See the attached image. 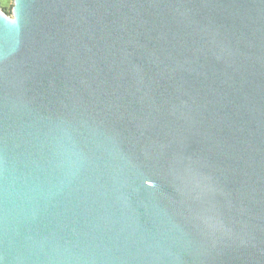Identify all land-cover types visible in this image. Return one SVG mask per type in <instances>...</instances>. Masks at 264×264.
I'll return each instance as SVG.
<instances>
[{"label": "water", "instance_id": "water-1", "mask_svg": "<svg viewBox=\"0 0 264 264\" xmlns=\"http://www.w3.org/2000/svg\"><path fill=\"white\" fill-rule=\"evenodd\" d=\"M0 264H264V0L0 5Z\"/></svg>", "mask_w": 264, "mask_h": 264}, {"label": "rangeland", "instance_id": "rangeland-1", "mask_svg": "<svg viewBox=\"0 0 264 264\" xmlns=\"http://www.w3.org/2000/svg\"><path fill=\"white\" fill-rule=\"evenodd\" d=\"M13 0H0V5L1 6H6L8 9L12 7Z\"/></svg>", "mask_w": 264, "mask_h": 264}, {"label": "trees", "instance_id": "trees-1", "mask_svg": "<svg viewBox=\"0 0 264 264\" xmlns=\"http://www.w3.org/2000/svg\"><path fill=\"white\" fill-rule=\"evenodd\" d=\"M4 8V10H6L7 12H10L11 11V7L10 9H8L6 6H2Z\"/></svg>", "mask_w": 264, "mask_h": 264}]
</instances>
